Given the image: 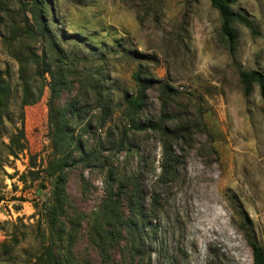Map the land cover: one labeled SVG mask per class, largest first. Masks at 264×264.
<instances>
[{
	"label": "rangeland",
	"instance_id": "374dc122",
	"mask_svg": "<svg viewBox=\"0 0 264 264\" xmlns=\"http://www.w3.org/2000/svg\"><path fill=\"white\" fill-rule=\"evenodd\" d=\"M51 1L52 45L38 31L32 0H0V73L11 87L0 125V264H30L41 251L40 226L46 244L50 237L41 212L54 204V180L30 175L53 153L52 77L38 75L44 52L55 73L69 72L71 87L54 102L80 99L75 130L93 158L67 171L59 251L79 264H254L245 234L264 248V98L257 86L245 97L240 72L264 74V0L234 7L261 35L235 24L233 52L208 0L191 8L188 0ZM138 71L157 83L132 116L125 98L135 95ZM104 99L111 100L105 122ZM89 120L84 132L80 123ZM160 120L163 133L132 129ZM22 122L27 147L11 156ZM111 194L128 229L101 219ZM95 220L103 234L112 230L105 251L92 241Z\"/></svg>",
	"mask_w": 264,
	"mask_h": 264
},
{
	"label": "trees",
	"instance_id": "16d2710c",
	"mask_svg": "<svg viewBox=\"0 0 264 264\" xmlns=\"http://www.w3.org/2000/svg\"><path fill=\"white\" fill-rule=\"evenodd\" d=\"M211 7L218 12L221 19V34L226 39L229 49L233 52L238 40V32L235 28V24L248 29L253 36H260V31L254 22L246 16L244 13L237 11L234 7L242 1L245 0H208ZM196 0H188V5L191 8ZM31 11L35 23L38 25L39 33L49 40V44L52 40L49 35L48 26V13L53 10L51 0H32ZM52 45V44H51ZM58 61L63 63V68L66 69L68 63V57L63 53L58 54ZM48 55L44 52L43 60L38 64L39 77L43 78L46 74L51 75V96L49 101V134L51 137V143L53 148V153L50 156L46 167L40 171L31 170L30 175L33 176L34 180L39 179L43 173L48 180H54L55 191L53 193L54 204L52 206L45 205L43 212H41V218L45 217L47 219L46 227L49 230L50 237L48 239V244L44 242L46 238V231L41 230V251L34 256L33 261L30 264H79L71 256L69 250L65 254H62L58 246L56 245L54 234L56 233L60 239H63V235L66 230V223L62 222L61 219L65 217L66 210L69 206V200L66 193V183H67V171L78 164H88L92 161L91 154H85L82 144V134H76L75 123L79 124L81 120L83 110L81 109L80 99L75 97L73 101L63 107L57 106L54 100L59 97L62 90L66 87H71L72 81L69 80V72L60 70L61 75L55 73L51 65L47 62ZM62 68V67H61ZM133 80L136 84L137 90L135 95L127 96L125 102L127 105V110L130 115H139L144 107L146 106L148 91L151 89L155 83L154 80H148L141 71L133 74ZM240 80L243 85V91L245 97L249 98L257 86L259 87L262 97L264 98V74L258 71H241ZM161 90H165V86H161ZM25 99L24 104L29 103L28 93L30 92V87L28 84L24 86ZM100 91V89H99ZM11 87L7 82L5 74L0 73V125L2 124L4 113L8 107V101L10 97ZM108 102V103H107ZM103 100L102 104V116L101 119L105 122L110 114L111 100ZM84 124L83 131L90 127L92 121L89 120ZM164 121L159 122H148L144 124H132V129L138 132L154 131L163 133ZM26 138L24 131V122L21 124V128L18 129L17 133L12 135L8 145V152L11 156H17L19 152H23L26 149ZM79 153V157L76 154ZM35 165V164H33ZM34 169V168H32ZM37 207V205H36ZM120 204L119 196L114 198L111 194L108 200L105 202L102 212L101 219L105 222V225L112 229L114 224H119V229H128L129 221L124 220L123 216L120 214ZM141 215V214H140ZM103 226L98 224L95 220L92 226V233L95 236L92 237V241L98 245L102 250L106 249V242L104 239L112 238V230L110 232L102 233ZM246 238L253 253V263L254 264H264V248L254 239V237L246 232ZM72 245V235H69L68 246Z\"/></svg>",
	"mask_w": 264,
	"mask_h": 264
}]
</instances>
